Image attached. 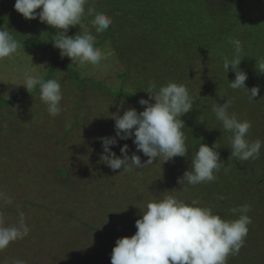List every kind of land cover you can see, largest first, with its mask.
Wrapping results in <instances>:
<instances>
[{"label": "rangeland", "instance_id": "obj_1", "mask_svg": "<svg viewBox=\"0 0 264 264\" xmlns=\"http://www.w3.org/2000/svg\"><path fill=\"white\" fill-rule=\"evenodd\" d=\"M14 4L0 0V27L20 44L0 60V99L29 96L0 107V212L6 226L18 224L23 212L30 231L0 250V264H111L116 240L134 235L146 204L171 190L226 220L238 218L233 208L250 205L244 245L227 264H264V145L255 160L230 157L231 133L212 111L216 102L230 101V114L252 122L247 139L264 141V74L256 69L264 57V0H88L82 25L104 56L95 66L61 58L51 40L58 30L38 17L25 19ZM89 7L112 18L104 32H95ZM83 30L70 27L68 35ZM231 38L243 45L239 68L247 73L246 87L259 86L254 100L229 86L235 73L231 67L225 72L223 58L233 56ZM36 73L61 83L56 117L39 89L29 93L21 85L26 74ZM170 81L184 84L193 100L192 111L181 117L187 155L167 162L160 157L133 171L111 170L100 159L98 139L115 137L111 114L130 107L143 111L139 100ZM133 139L117 137L112 151L119 156L127 144L131 156ZM201 143H216L225 166L216 180L183 188L177 180L191 169Z\"/></svg>", "mask_w": 264, "mask_h": 264}, {"label": "clouds", "instance_id": "obj_2", "mask_svg": "<svg viewBox=\"0 0 264 264\" xmlns=\"http://www.w3.org/2000/svg\"><path fill=\"white\" fill-rule=\"evenodd\" d=\"M88 0H15L14 9L25 19L39 18L58 30L52 36L53 47L60 51L61 58L68 57L73 63L93 66L101 63L104 58L101 49L95 46L96 37L91 30L82 25L85 5ZM40 11L37 12L36 10ZM87 14L93 16L90 21L96 33H102L112 23V18L105 12H97L89 7ZM81 26L82 34L69 36L70 27ZM234 48L231 59L223 58V68L227 73H235V79L229 82L233 90L243 89L250 100L259 94V86L246 87L247 73L239 68L243 45L241 40L231 38ZM19 42L10 31L0 27V60L12 56L19 49ZM256 69L264 74V57L256 61ZM30 93L39 89L40 100L47 106L52 117L58 116L63 99L61 83L57 79L44 78L39 74H26L23 83ZM151 87H155L152 85ZM149 99H140L143 111L128 108L123 114L112 113L115 121V137H100L103 153L101 161L111 170L133 171L153 164L163 157L167 162L173 158L184 157L188 153L187 137L182 129L185 122L181 117L193 109V100L184 84L168 82L158 91H148ZM150 100H154L151 103ZM230 101L223 104L216 102L212 111L216 119L222 123L223 129L231 133V156L241 161L255 160L260 156L264 141H249L247 134L252 127L249 120L238 119L235 113L230 114ZM120 140L133 139L136 151L129 156V145L120 147V154L112 151ZM219 147L201 143L191 160V169L184 172L177 182L187 186H196L217 179L215 173L223 168ZM136 152H142L148 159L144 162ZM163 162V163H164ZM165 191L160 199L149 201L142 217L137 219V231L131 237L118 238L111 254V264H227L229 255H238L248 234V225L252 223L247 213L251 210L248 204L233 208V214L239 213L233 220L222 219L214 214L210 207L200 206L198 200L191 203L177 198ZM223 199V197H220ZM11 201L9 200V203ZM16 225L6 226L4 215L0 212V250L18 239L29 234V227L24 221L23 212ZM13 264H26L23 260H14Z\"/></svg>", "mask_w": 264, "mask_h": 264}, {"label": "trees", "instance_id": "obj_3", "mask_svg": "<svg viewBox=\"0 0 264 264\" xmlns=\"http://www.w3.org/2000/svg\"><path fill=\"white\" fill-rule=\"evenodd\" d=\"M36 90H38V87L33 89L32 92H35ZM23 96L26 98V96H29V95L24 94ZM23 96L16 95V96H14V98H3V99H0V107H7V106H11V105H19L24 100Z\"/></svg>", "mask_w": 264, "mask_h": 264}]
</instances>
